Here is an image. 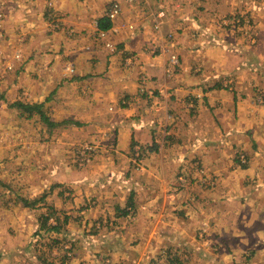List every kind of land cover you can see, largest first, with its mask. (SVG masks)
<instances>
[{"label":"crops","instance_id":"1","mask_svg":"<svg viewBox=\"0 0 264 264\" xmlns=\"http://www.w3.org/2000/svg\"><path fill=\"white\" fill-rule=\"evenodd\" d=\"M114 1L0 0L6 15L0 64L16 68L0 76V129L7 130L0 132V151L11 149L22 170L44 154V145L30 141L36 133L10 131L13 120L37 118L12 108L16 102L43 104L53 122L69 121L68 130L52 135V223H70L52 233V242L60 250L86 245L85 261L108 256L102 246L109 241L96 239L111 233L113 256L124 262L136 259L142 245L156 251L158 240L165 249H183L204 236L202 225L215 246L264 262V100H256L258 92L264 96V0L122 2L123 15L102 31L99 22ZM243 14L251 22L238 30L228 18ZM130 19L135 30L125 25ZM31 68L36 80L27 77ZM25 81L33 83L31 98L52 88V100H11ZM230 85L234 94L224 89ZM73 144L80 145L75 158ZM87 144L97 151L90 161ZM93 263L104 264L86 262Z\"/></svg>","mask_w":264,"mask_h":264},{"label":"rangeland","instance_id":"2","mask_svg":"<svg viewBox=\"0 0 264 264\" xmlns=\"http://www.w3.org/2000/svg\"><path fill=\"white\" fill-rule=\"evenodd\" d=\"M168 1L169 0H151L149 3L125 1V0L114 1V2H120L121 12L115 19L111 20V22H113L114 20L117 21L123 15L122 14L123 3H127L132 6H142V5L148 6L151 4H156L158 6ZM114 2H112L108 7L106 14L107 18L110 7ZM255 2H258V0H256ZM138 8L142 9L141 7ZM48 9H49L48 18L52 21V17L54 16L52 14V4H49ZM5 17L6 15H5L4 6L3 4L0 3V31L4 28L5 19H6ZM163 18L164 17L160 19ZM54 20H56V18H54ZM228 20H231V22L235 25L234 27L238 30L242 29L243 23L249 26L251 22L250 18L247 17L246 14H243V17L233 16L231 18H228ZM50 23L52 24V22ZM125 25L127 29L130 30L133 28H134L133 30H135L136 28V24L133 19H130L129 23L128 24L125 23ZM58 28H59L58 25H53L54 30H57ZM154 28L156 31L161 30V21L159 22L158 18L155 21ZM247 32L248 31H246V34ZM105 47L106 49L112 52H115V50H117L116 46L113 43L108 42L107 39H105ZM129 58L130 57L125 59L126 60L125 67L132 64ZM171 58L172 56H170V60ZM17 59H19L18 56L15 57V60L19 61ZM178 64H179V60H178ZM177 66H172V67L175 68ZM15 69L16 68L14 63H10L3 67L2 64H0V76L6 75L7 73L13 75L15 73H11V72H14ZM35 69L36 68L34 69L31 68L27 72V77L36 80V78L38 77V73ZM20 76L22 75L19 74V77ZM32 85H33L32 82L25 81L24 87H22L18 91V98L16 97H12V98L9 97V98L11 100H52V88L51 89L44 88V90L39 93L40 97L33 96L31 98L30 93L32 90L31 89ZM1 86L2 85L0 84V87ZM224 89L228 93L234 94L236 92L235 90L232 89L231 85L230 87L226 86ZM1 95L4 96L3 94H0V96ZM256 100H262V101L264 100V96L261 92L257 93ZM43 107H44L43 108L44 112L49 117L50 121H52V108H46L45 105ZM12 123L17 126L12 128L10 130L11 132L15 130L17 131L27 130L36 133L35 137L30 140L32 141V144H34L33 148L38 147L40 149L42 145H44L45 147L43 150H41V152L44 154L33 155L30 158L33 164L31 165L27 164L24 170L17 169L18 166L16 161L14 160L17 157H13V155L9 154V151L11 149L5 148L0 151V262H4V264H18V262H32V263L35 262V264H55L54 262H64L65 264H68L69 262H73V264H86V262H104V264H193V262H218V263L222 262L223 264H228L229 262L230 264H235V262L232 261L234 259L232 256H234L235 258H238L239 264H264V262H246V260L244 261L242 259H239L242 257V255L239 256L238 253H234L233 250H230V248H226V246H220V245L219 247L215 246L213 241L210 239L211 236H207L208 232L205 231L206 232L205 233L201 229L203 227L202 225L198 230L204 233V236L196 237L194 238V241L192 239L188 240L186 243L187 245H184L183 249L181 248L175 249L173 247H169L170 249L169 248L165 249V246H163L162 241L158 240V245L155 246V248L158 246L156 251L154 250L153 252H149L151 251V249H148L146 252L144 251L142 245L141 252L134 251L133 253L137 257L136 258L133 255L136 259L131 258L129 260H124V262H116L115 256H113L112 241L115 235L111 233L105 235L101 234L96 239L99 243L102 240H105L106 242L109 241L108 243L109 245L106 244L102 246L108 250L107 257L102 255H99V257H97L94 255L92 259L89 258V260L84 261L85 250H88V248L86 245H83L82 243L80 244L81 247H75L76 249L75 251H72L69 244L67 245V247L64 246L65 249L60 250V246L58 245V243L55 244L54 242H52L53 239L52 234L47 235L44 232L39 234L40 231L39 218L42 215H46V216L52 215V135H54L53 133L54 131L68 130L69 128L66 127L68 124L61 127L52 126V128H49L40 120L39 116H37L35 120L28 121L26 119L25 120L20 119V121L13 120ZM5 131L7 132V130L0 129V132H5ZM14 136L19 137L20 134ZM23 141H28V140H23ZM73 145L74 147H72V149L70 150L73 152L71 158H75L74 151H76V148L80 146L77 144L76 145L73 144ZM22 146L23 145H20L19 147H17V149L20 150ZM87 146H92V145L91 144H87L86 146L83 145L82 148H85L86 150ZM95 153H97V151H95ZM240 157L241 159H243L244 155H240ZM140 158L141 156L139 155V159ZM133 162L134 165L136 164L137 168L141 169L140 167L141 162H138L137 164L136 155L133 159ZM245 162H246L245 160L242 161V163ZM28 166H32V167H28ZM185 180L186 178H184L183 176L179 177L180 183H184ZM32 182L36 183V186H31ZM41 197H44L42 203H39L35 208L30 207L29 209L26 208L22 203V200H20L21 198H23V200L27 199L29 201H34V200H38ZM117 212L122 213V211H117ZM50 217L52 218V216ZM64 221L67 222V224L66 225L62 224L64 225V227H62L63 231L65 228L68 229L67 225L68 223H70L68 222L69 221L68 219H64L63 222ZM50 222L52 223V220ZM43 234L45 235L44 237H42ZM156 234H158V231H156ZM54 236L58 238V236L56 235ZM140 237L143 239L144 235H141ZM19 243L24 247L23 249H18L20 248V245L18 247ZM52 246H54L53 249ZM162 247L164 249L160 250ZM91 251L93 252V250ZM98 251L99 250H97L96 252ZM147 255L149 256L152 255L150 261L147 259ZM93 264H98V263H93Z\"/></svg>","mask_w":264,"mask_h":264},{"label":"trees","instance_id":"3","mask_svg":"<svg viewBox=\"0 0 264 264\" xmlns=\"http://www.w3.org/2000/svg\"><path fill=\"white\" fill-rule=\"evenodd\" d=\"M112 27V23L111 20L107 17L102 18L99 22V28L102 31H106L108 29H110ZM12 108L17 109L18 111H20L22 113L23 116H27L28 118H32L33 116H39L40 120L47 125L49 128L53 127H61L64 126L66 124H69V121H63L60 123H53L52 121H50L49 117L46 115V113L43 110V104H24L21 102H16L14 104L11 105ZM137 162H140V159L137 160ZM44 200V197L39 198L38 200H34V201H29L27 199L23 200V204L26 207H35L37 206L39 203H42V201ZM52 215H42L39 218L40 221V231L39 234H41L42 232H44L47 235H50L52 233H58L60 231V228L62 227L61 224L59 222H54L51 223L50 221L52 220V218L50 217ZM54 219V218H53ZM57 219L53 220L56 221ZM45 235L43 234L42 237H44Z\"/></svg>","mask_w":264,"mask_h":264},{"label":"built area","instance_id":"4","mask_svg":"<svg viewBox=\"0 0 264 264\" xmlns=\"http://www.w3.org/2000/svg\"><path fill=\"white\" fill-rule=\"evenodd\" d=\"M125 1H136V2H144V3H149L151 0H125ZM121 12V4L120 2H114L112 4V6L110 7V10L108 12V18L110 20H113L115 19L119 13ZM162 14H159L158 15V18H162ZM170 64L171 66H177L178 65V58L177 56H172L171 60H170ZM96 150L95 147L93 146H87L86 147V150H85V153L86 155L84 156V160L85 161H90V159L92 158L93 156V152ZM139 159V154L136 155V161ZM138 164V162H137Z\"/></svg>","mask_w":264,"mask_h":264}]
</instances>
